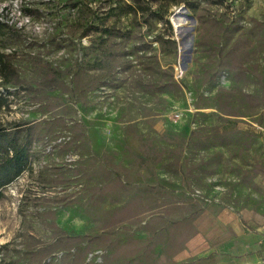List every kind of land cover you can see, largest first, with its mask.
<instances>
[{
	"label": "rangeland",
	"instance_id": "1",
	"mask_svg": "<svg viewBox=\"0 0 264 264\" xmlns=\"http://www.w3.org/2000/svg\"><path fill=\"white\" fill-rule=\"evenodd\" d=\"M23 1L0 0V129L30 149L0 264H203L179 254L210 215L264 220V0Z\"/></svg>",
	"mask_w": 264,
	"mask_h": 264
},
{
	"label": "crops",
	"instance_id": "2",
	"mask_svg": "<svg viewBox=\"0 0 264 264\" xmlns=\"http://www.w3.org/2000/svg\"><path fill=\"white\" fill-rule=\"evenodd\" d=\"M195 256L203 264H264V220L226 209L213 213L179 254Z\"/></svg>",
	"mask_w": 264,
	"mask_h": 264
},
{
	"label": "trees",
	"instance_id": "3",
	"mask_svg": "<svg viewBox=\"0 0 264 264\" xmlns=\"http://www.w3.org/2000/svg\"><path fill=\"white\" fill-rule=\"evenodd\" d=\"M96 0H90L94 2ZM23 4H27L24 0ZM12 67L0 49V87L9 82ZM7 100L0 92V109ZM30 156L29 145L18 143L17 139L5 129H0V194L15 178L25 170Z\"/></svg>",
	"mask_w": 264,
	"mask_h": 264
},
{
	"label": "water",
	"instance_id": "4",
	"mask_svg": "<svg viewBox=\"0 0 264 264\" xmlns=\"http://www.w3.org/2000/svg\"><path fill=\"white\" fill-rule=\"evenodd\" d=\"M178 18L181 19V16L179 14V11H177L171 18V23L175 29V32L178 33L179 35H182V39H181V44L186 46L188 44V37L187 35H184L183 34V29H182V26H181V23L183 22L182 19H181V22L178 23ZM174 19V20H172ZM177 26V27H176Z\"/></svg>",
	"mask_w": 264,
	"mask_h": 264
},
{
	"label": "bare ground",
	"instance_id": "5",
	"mask_svg": "<svg viewBox=\"0 0 264 264\" xmlns=\"http://www.w3.org/2000/svg\"><path fill=\"white\" fill-rule=\"evenodd\" d=\"M172 20H174V19H172ZM181 22V19L180 18H178V23H180ZM177 27V26H176Z\"/></svg>",
	"mask_w": 264,
	"mask_h": 264
}]
</instances>
